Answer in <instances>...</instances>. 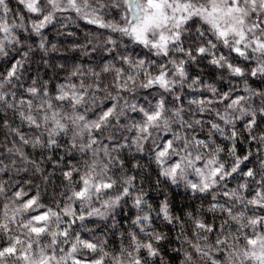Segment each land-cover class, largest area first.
Wrapping results in <instances>:
<instances>
[{
  "label": "snow or ice",
  "instance_id": "1",
  "mask_svg": "<svg viewBox=\"0 0 264 264\" xmlns=\"http://www.w3.org/2000/svg\"><path fill=\"white\" fill-rule=\"evenodd\" d=\"M0 264H264V0H0Z\"/></svg>",
  "mask_w": 264,
  "mask_h": 264
},
{
  "label": "trees",
  "instance_id": "2",
  "mask_svg": "<svg viewBox=\"0 0 264 264\" xmlns=\"http://www.w3.org/2000/svg\"><path fill=\"white\" fill-rule=\"evenodd\" d=\"M172 192L174 194V203H176L177 205H179L182 202V200H185L186 199V198L181 197L179 195H175L176 189H172ZM153 195H154V193H153Z\"/></svg>",
  "mask_w": 264,
  "mask_h": 264
}]
</instances>
